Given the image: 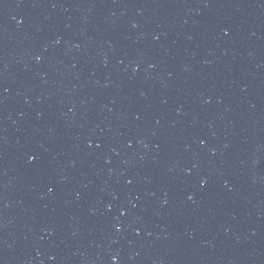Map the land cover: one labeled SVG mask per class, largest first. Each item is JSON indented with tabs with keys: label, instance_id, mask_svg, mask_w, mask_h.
<instances>
[{
	"label": "water",
	"instance_id": "water-1",
	"mask_svg": "<svg viewBox=\"0 0 264 264\" xmlns=\"http://www.w3.org/2000/svg\"><path fill=\"white\" fill-rule=\"evenodd\" d=\"M0 264H264V0H0Z\"/></svg>",
	"mask_w": 264,
	"mask_h": 264
}]
</instances>
